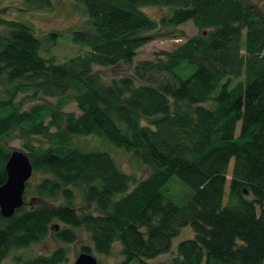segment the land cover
<instances>
[{
  "label": "trees",
  "instance_id": "16d2710c",
  "mask_svg": "<svg viewBox=\"0 0 264 264\" xmlns=\"http://www.w3.org/2000/svg\"><path fill=\"white\" fill-rule=\"evenodd\" d=\"M21 1L26 10L53 4ZM74 1L92 30L74 31L73 41L89 50L62 61L41 55L30 24L0 17V185L14 139L40 173L23 205L0 214V264L50 234L72 243L80 227L99 254L119 242L116 264H264V0ZM144 6L167 12L154 19ZM189 21L195 34L130 74L105 80L94 70L132 65L157 36L183 37L177 27ZM40 97L54 102L22 107ZM72 102L79 113L64 110ZM82 136L130 153L147 174L136 178L109 150L82 147ZM187 226L193 236L169 263L150 260ZM14 260L62 264L66 248Z\"/></svg>",
  "mask_w": 264,
  "mask_h": 264
},
{
  "label": "rangeland",
  "instance_id": "374dc122",
  "mask_svg": "<svg viewBox=\"0 0 264 264\" xmlns=\"http://www.w3.org/2000/svg\"><path fill=\"white\" fill-rule=\"evenodd\" d=\"M52 6L40 7L33 10H26L21 0H0V17L6 19H16L26 22L32 26L34 34L41 40V55L50 56L54 55L57 61H62L66 58L75 56L77 54L85 53L89 48L81 43L73 41V32L77 30H84L91 32L92 25L87 14L82 9L83 5L74 0H52ZM142 11L154 19L160 18L167 12L166 8L159 6H144ZM184 32L181 38H171L167 36H157L142 46L133 59L132 65L118 64L116 66H95L94 70L105 79L109 80L111 77H119L125 74H130L134 65L141 60H151L155 58V54L162 50H172L177 45L182 43L186 38L196 33V28L189 21L177 27ZM164 31V29H162ZM4 28L0 26V46L5 41ZM50 33H56L52 36ZM23 96L18 95L17 99ZM51 101L52 98L40 97L35 100L26 98L23 101L22 107L28 108L34 102ZM65 111H73L76 114L79 110L75 103H69L64 107ZM140 123H145L146 119L138 118ZM77 142L84 148L99 147L101 149L109 150L115 157L119 166L127 173H132L136 178L145 176L148 169L145 165L136 160L130 153H127L121 148L114 147L111 144L103 142L96 136H82L76 139ZM12 149H20L26 151L21 146V141L14 139L10 142ZM40 173L32 172L30 177L31 185L38 180ZM176 180V179H173ZM173 191L182 192V187L177 182L170 185ZM30 198V197H29ZM28 204H36V199H28ZM77 238L72 243H62L57 241L51 234L39 243L31 244L29 247L21 249H13L10 254L2 261V264H16L14 256L22 255L23 257H31L37 254H47L58 246L66 248V260L62 264H74L75 258L82 252V247L86 246L91 255L97 259V264H116L122 260L120 253L121 246L119 242H114L112 250L109 255H102L93 249V243L90 234L82 227L76 229ZM193 236V231L189 226L181 229L180 233L173 238L172 248L167 253H162L155 258L150 259L152 262L169 263L175 256V247L177 243L185 238Z\"/></svg>",
  "mask_w": 264,
  "mask_h": 264
},
{
  "label": "water",
  "instance_id": "95a60500",
  "mask_svg": "<svg viewBox=\"0 0 264 264\" xmlns=\"http://www.w3.org/2000/svg\"><path fill=\"white\" fill-rule=\"evenodd\" d=\"M4 170L6 180L0 185V214L3 217H10L24 203L25 186L32 175L33 167L23 150L13 149L5 163ZM97 263L93 255L83 251L74 260V264Z\"/></svg>",
  "mask_w": 264,
  "mask_h": 264
}]
</instances>
